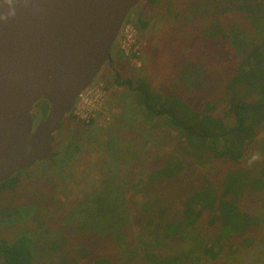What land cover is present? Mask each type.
I'll return each instance as SVG.
<instances>
[{
  "label": "rangeland",
  "instance_id": "obj_1",
  "mask_svg": "<svg viewBox=\"0 0 264 264\" xmlns=\"http://www.w3.org/2000/svg\"><path fill=\"white\" fill-rule=\"evenodd\" d=\"M197 1L158 0L153 4L150 0H141L126 22L138 30V53L125 56L116 42L112 53L115 69L104 65L91 84L104 86L110 119L84 127L76 123L83 122L74 117L69 122V115L66 116L54 135L57 162L49 165V160L41 161L21 170V184L15 192L7 193L0 187V238L12 241L23 233L29 234L35 264H76L79 259L74 257V252L80 244L93 243L96 250L102 242L105 246L109 239L103 220L94 213L86 217L85 209H94V200L104 190V179L111 172H117L121 185L118 192L123 194L126 205L132 207L127 213L129 237L138 246H145L141 240L147 237L140 235L133 206L151 197L147 195L154 189L146 181L149 170L157 165L160 157L179 153V149L172 137L175 133L166 127L157 129L144 119L133 91L115 84L114 78L116 74L123 79L130 77L135 85L146 81L153 90L181 97L194 107L209 99L216 104L212 114L223 117L227 109L224 82L234 69L229 62L234 61L236 54L228 39L219 37L218 24L221 20L224 26L233 21L234 13H222L213 4L201 5L203 12L200 13ZM139 17L149 21L144 30L135 25ZM240 23L246 31L254 33L251 38L264 33V19L256 33L249 21ZM36 110L33 111L35 124L43 118ZM245 158V165L264 161V127L246 146ZM190 164L186 175L189 184L195 181L192 176L199 179L198 168L201 171L200 164H194L195 168L192 161ZM208 167L203 171L208 173ZM214 168L218 174L227 164L216 161ZM186 176L180 182L160 181L154 185L152 195L171 189V197L168 193L164 195L172 204L178 203ZM255 196L250 192L244 195L241 199L244 210L259 213L261 208ZM83 222L87 228L81 229ZM193 234L196 239L188 237L175 245L160 243L159 247L181 256L184 252L187 264H216L198 250L200 241L206 235L211 236V232L199 222ZM252 234L255 239L251 246H243L238 252L225 251L220 258L228 264H264V225ZM55 244L57 248H53ZM113 256L121 255L113 250ZM82 261L88 263L87 259Z\"/></svg>",
  "mask_w": 264,
  "mask_h": 264
},
{
  "label": "trees",
  "instance_id": "obj_2",
  "mask_svg": "<svg viewBox=\"0 0 264 264\" xmlns=\"http://www.w3.org/2000/svg\"><path fill=\"white\" fill-rule=\"evenodd\" d=\"M150 2L156 4L158 0ZM196 4L200 13L202 7L209 4L217 5L222 13H234L233 21L225 26L220 23L222 20L218 24L219 37L228 39L236 54L234 61L229 62L234 69L224 82L227 109L223 117L212 114L216 104L209 99L194 107L181 97L153 90L146 81L135 85L134 79H123L116 74L114 82L133 91L144 119L157 129L166 127L175 133L172 137L177 141L179 153L159 158L157 165L149 170L148 185L155 189L154 185L163 180L180 182L190 170V161L194 168V164H200L199 179L192 176L195 181L189 184L186 176L178 203L172 204L164 195L168 193L171 197V189L152 195L153 189L147 193L151 197L134 204L136 225L141 237H147L141 240L145 246H138L128 233L130 216L127 213L132 207L126 205L123 194L118 192L121 185L117 172L109 173L104 179V190L94 200V209H85L86 217L94 213L103 220L109 241L105 246L102 242L97 250L93 243L80 244L74 252V257L79 259L76 264H187L184 252L181 253L185 257L161 250L159 245L165 242L175 245L188 237L196 239L193 231L199 222L212 235L200 241L198 250L216 264H228L220 258L225 251L238 252L243 246H251L255 239L253 231L264 225V161L244 163L246 146L264 127V33L251 38L254 33L246 31L240 23L249 21L256 33L264 19V0H198ZM135 25L144 30L149 21L139 17ZM48 107V102L41 100L35 106L36 113L44 117ZM67 119L74 121L71 113ZM76 123L87 127L93 122ZM56 154L53 151L41 161L49 160V165L54 164ZM216 161L227 164L218 174L214 168ZM207 167L208 173L203 171ZM112 168L114 170L115 166ZM21 172L2 182L1 189L15 192L21 184ZM111 183L116 184L108 188ZM249 192L256 195L261 208L259 213L241 206V199ZM84 227L87 228L83 222L81 229ZM32 242V237L25 233L12 241L0 238V264H35ZM113 250H118L121 256H113ZM82 259H87L88 263H82Z\"/></svg>",
  "mask_w": 264,
  "mask_h": 264
},
{
  "label": "water",
  "instance_id": "obj_3",
  "mask_svg": "<svg viewBox=\"0 0 264 264\" xmlns=\"http://www.w3.org/2000/svg\"><path fill=\"white\" fill-rule=\"evenodd\" d=\"M140 1L0 0V184L53 153ZM41 100L48 112L35 124Z\"/></svg>",
  "mask_w": 264,
  "mask_h": 264
},
{
  "label": "built area",
  "instance_id": "obj_4",
  "mask_svg": "<svg viewBox=\"0 0 264 264\" xmlns=\"http://www.w3.org/2000/svg\"><path fill=\"white\" fill-rule=\"evenodd\" d=\"M118 48L126 56L137 54L139 50L138 30L131 24H126L124 30L119 35ZM106 90L101 84L90 85L78 98L72 115L83 123H95V121L105 122L110 119V114L106 108Z\"/></svg>",
  "mask_w": 264,
  "mask_h": 264
},
{
  "label": "flooded vegetation",
  "instance_id": "obj_5",
  "mask_svg": "<svg viewBox=\"0 0 264 264\" xmlns=\"http://www.w3.org/2000/svg\"><path fill=\"white\" fill-rule=\"evenodd\" d=\"M105 65H110L112 69H115L114 63H106Z\"/></svg>",
  "mask_w": 264,
  "mask_h": 264
},
{
  "label": "clouds",
  "instance_id": "obj_6",
  "mask_svg": "<svg viewBox=\"0 0 264 264\" xmlns=\"http://www.w3.org/2000/svg\"><path fill=\"white\" fill-rule=\"evenodd\" d=\"M11 2V0H9V3Z\"/></svg>",
  "mask_w": 264,
  "mask_h": 264
}]
</instances>
